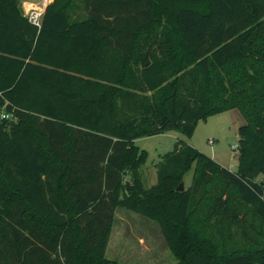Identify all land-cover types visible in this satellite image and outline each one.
Masks as SVG:
<instances>
[{
	"label": "trees",
	"instance_id": "16d2710c",
	"mask_svg": "<svg viewBox=\"0 0 264 264\" xmlns=\"http://www.w3.org/2000/svg\"><path fill=\"white\" fill-rule=\"evenodd\" d=\"M233 108L236 171L179 139L144 187L136 138ZM117 208L175 264H264V0H53L39 26L0 0V264H117Z\"/></svg>",
	"mask_w": 264,
	"mask_h": 264
},
{
	"label": "rangeland",
	"instance_id": "374dc122",
	"mask_svg": "<svg viewBox=\"0 0 264 264\" xmlns=\"http://www.w3.org/2000/svg\"><path fill=\"white\" fill-rule=\"evenodd\" d=\"M53 0H20L23 15L29 11H44ZM244 118L237 108L212 114L199 120L189 137L176 130L166 131L147 137H139L134 144L145 152V162L139 167L144 187L156 180L154 164L161 156L171 151L177 140L192 144L199 151L213 158L220 165L236 171L238 149V130L244 124ZM192 177V170L183 179L186 188ZM105 261L117 264H175L177 259L167 247L160 227L156 221L124 208H117L112 233L107 247Z\"/></svg>",
	"mask_w": 264,
	"mask_h": 264
},
{
	"label": "built area",
	"instance_id": "2783aa9c",
	"mask_svg": "<svg viewBox=\"0 0 264 264\" xmlns=\"http://www.w3.org/2000/svg\"><path fill=\"white\" fill-rule=\"evenodd\" d=\"M45 4H43V8L45 9ZM44 12V11H43ZM43 12L41 11H29L27 14H26V18L28 19L29 22H31L32 24L36 25V26H39L40 25V20H41V17H42V14ZM2 117H4V115H2ZM231 149L232 150H236L237 149V145L234 144L231 146Z\"/></svg>",
	"mask_w": 264,
	"mask_h": 264
},
{
	"label": "water",
	"instance_id": "95a60500",
	"mask_svg": "<svg viewBox=\"0 0 264 264\" xmlns=\"http://www.w3.org/2000/svg\"><path fill=\"white\" fill-rule=\"evenodd\" d=\"M184 189H185V188H184V182H183V180H182V181L179 182V184H178L176 190H177V191H183Z\"/></svg>",
	"mask_w": 264,
	"mask_h": 264
},
{
	"label": "crops",
	"instance_id": "0c3cea01",
	"mask_svg": "<svg viewBox=\"0 0 264 264\" xmlns=\"http://www.w3.org/2000/svg\"><path fill=\"white\" fill-rule=\"evenodd\" d=\"M187 143H188V142H187ZM190 145H192V144H190ZM155 182H156V180H155ZM155 182H153L152 184H154ZM109 240H110V239H109ZM108 246H109V242H108ZM108 246H107V247H108ZM106 250H107V249H106Z\"/></svg>",
	"mask_w": 264,
	"mask_h": 264
}]
</instances>
